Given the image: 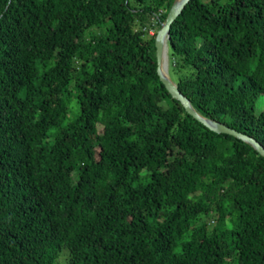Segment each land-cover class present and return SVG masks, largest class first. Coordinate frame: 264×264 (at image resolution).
Listing matches in <instances>:
<instances>
[{
  "label": "trees",
  "instance_id": "16d2710c",
  "mask_svg": "<svg viewBox=\"0 0 264 264\" xmlns=\"http://www.w3.org/2000/svg\"><path fill=\"white\" fill-rule=\"evenodd\" d=\"M173 1L0 0V264H264V157L157 74ZM167 58L264 147V0H188Z\"/></svg>",
  "mask_w": 264,
  "mask_h": 264
},
{
  "label": "water",
  "instance_id": "95a60500",
  "mask_svg": "<svg viewBox=\"0 0 264 264\" xmlns=\"http://www.w3.org/2000/svg\"><path fill=\"white\" fill-rule=\"evenodd\" d=\"M188 0H174L172 5L170 6L165 20L161 23L160 28L156 31L155 34V55H156V63H157V74L159 76L160 81L163 83L167 91L171 94L172 98L180 101L185 110L192 115L194 118L202 122L208 128L221 133L230 134L242 141L249 143L260 155L264 157V147L253 137L238 132L221 122H217L211 119H208L202 115H200L191 105L190 101L179 92L176 84L170 79L167 70L163 72L161 69V61L163 56L164 47L167 48V39L169 38V31L171 23L175 20L176 16L181 12L182 8Z\"/></svg>",
  "mask_w": 264,
  "mask_h": 264
},
{
  "label": "rangeland",
  "instance_id": "374dc122",
  "mask_svg": "<svg viewBox=\"0 0 264 264\" xmlns=\"http://www.w3.org/2000/svg\"><path fill=\"white\" fill-rule=\"evenodd\" d=\"M154 31H156V29H150V33H153ZM167 67H168L167 48H165L164 49V55H163V70H164V72H166ZM172 78L170 77L171 80H173ZM262 109H264V95L263 96H260L256 100L255 105H254V111H255V113L261 111ZM213 223H214V220L211 219L210 220V224L212 225ZM60 259H61V261L64 259V254H62V256H61Z\"/></svg>",
  "mask_w": 264,
  "mask_h": 264
},
{
  "label": "bare ground",
  "instance_id": "6f19581e",
  "mask_svg": "<svg viewBox=\"0 0 264 264\" xmlns=\"http://www.w3.org/2000/svg\"><path fill=\"white\" fill-rule=\"evenodd\" d=\"M164 49H165V47H164ZM163 55H164V51H163ZM161 69L164 72V70H163V56H162V61H161Z\"/></svg>",
  "mask_w": 264,
  "mask_h": 264
}]
</instances>
